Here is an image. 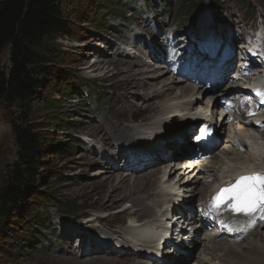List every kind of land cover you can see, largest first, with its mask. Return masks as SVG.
<instances>
[{"label":"rangeland","instance_id":"rangeland-1","mask_svg":"<svg viewBox=\"0 0 264 264\" xmlns=\"http://www.w3.org/2000/svg\"><path fill=\"white\" fill-rule=\"evenodd\" d=\"M187 1L188 0H74L72 4L65 7V10L69 11L74 8L72 10V16L74 18L71 19L70 22L71 34L68 37L58 36L53 41V44L58 49V53L61 54V57L64 58L63 61L57 65V69L61 70L63 74L61 83H68L67 89H64L67 94H65V96H60L57 93L47 94L58 99V102H55L54 110L48 112L37 111V113H31L29 117L31 122H40L43 126L40 128L41 133L49 131V137L58 144V149L49 155L51 165H49V167L47 166L49 168L47 173H54L53 177H51L53 181L47 183L48 180H50L47 178L49 175L47 174L45 181L38 189V191H40L38 196L40 195L42 200H45L43 202L44 204L39 203L36 204L39 206H35L39 214H41L42 210L44 211L42 213H45L47 221L44 224V228L43 226L41 227V224L32 223V232L29 234L26 232V235H24L23 223L26 222L27 216L24 215L25 213L23 214L22 212L21 214L19 212L21 217L19 215V217H16V212L15 217H13L14 223L9 226L5 225V227H1L3 232L0 235V264H47L49 254L56 252L57 247L63 248L62 251L66 254L72 253L74 249L77 257L85 250L80 249V251L78 249L79 246L83 248L86 247L85 253H91L89 251V242L92 240L88 237L78 238L80 235L78 234V236L75 233L71 234L69 227L73 228L77 233H82V231L84 232V230H86L85 233L93 237L105 236V238L112 241L114 245L118 244L117 241L122 240L123 235H120L121 237L115 235L109 230L102 228L95 220H91L90 214L94 213V210L89 207V204H85L86 201L84 199L75 197L73 193H76L82 184L98 181L102 182L105 180V178H102L103 174L99 173L100 170L104 169L103 164H101L104 157L109 161V166H113L114 172L111 173L112 175L117 174L118 171H116V168H120L122 170L121 173L134 171L133 175H129L128 173L127 176L132 177L130 178L131 182L135 181L133 177H136L135 171L138 170V167H136L137 160L134 162L130 160V163L133 162L134 164L129 166L130 163L128 165L126 158L128 156H131L133 159L136 158L138 154L143 151L142 148H140L142 143L136 142L138 144L134 147L133 143L135 142H127L131 145H126V142L110 140L108 133L113 134V132H109L105 129L106 122L107 120L113 121L115 118L114 116L123 108L131 112L137 108L144 107L146 105L145 103L151 101L147 100V102H144L145 96L150 95L155 90H160L165 82L169 83L174 78H176L174 79L176 81H181V83L177 84L178 86H188L191 92L185 94L180 92L176 93L175 91V94L170 97L161 99L160 97L162 96H160L152 100L156 105L161 107V109H176V112H173L180 114L176 115L177 117L175 116L173 120H170L168 116L169 113L166 111L165 113L148 112L145 115L154 118L153 123L157 122V124H153L151 127H148L149 125H140L141 123H132L129 125V123L123 122L125 126L129 125L134 128L131 134H136L134 135L136 139L156 134V141H159L166 135V138H168L172 133L181 130L187 126V123H190V121H198L196 118L205 117L211 112L210 121L215 124L220 132V135H217L219 141L214 144V153L216 152L221 159H223L222 156L232 157L230 154L234 153L235 150L244 158H250L252 156L250 147L242 148V150L229 147L222 149V146L227 143L229 146V139L231 140L229 130L232 124L228 123L227 119L221 118L218 113H216V109L220 106V99H218V104L215 106V109L211 106L213 100L216 98V94H220V98L224 91L219 88L217 91L207 90L204 92V90L207 89L205 87L197 94V89H195V87L194 89L192 88L196 85L194 81H192V79L186 81L178 79V74L170 69L168 60L172 61L175 59L173 55L180 56L182 53L189 52L191 48L195 50L194 55L198 53L201 57L203 55H210L212 52L210 46L215 44L218 47L221 39H223V47L225 46L231 52H234L233 57L237 62L239 60L238 51L244 46H241V44L245 42L246 38L258 34L264 41V0H201V4H203L201 6L199 5L200 7L197 12H195L194 18L193 16L190 18L186 16L187 13H185L184 9ZM189 1L192 2V0ZM203 29L204 31L202 33ZM196 38L200 41H197ZM175 40L179 41L177 42ZM216 41L218 43H216ZM156 49L158 54L155 58L152 52ZM7 56L8 47L0 54V65L3 69L7 67ZM118 57L124 58L123 60L134 62H137L140 58L143 59L144 63L131 66V74H137L138 72L155 74L157 71L160 73L161 70H164L163 66L168 67V71L164 72L158 78L159 83H157L154 88H150L147 91L139 90L138 92L135 91V88L129 90L128 98L137 103L135 107L129 106L127 102L125 103L127 100L122 97V85L121 89L118 87L115 88L121 83L120 81L123 80L124 76L127 77L124 72H121L119 76H113L116 77L114 79L111 78L113 70L110 63L102 64L96 71H92V69L89 68L95 60L102 58L115 60ZM260 65L261 67L263 66L261 63L257 64V66ZM152 69L155 70L152 71ZM235 69L234 67L230 69L227 75L233 73ZM261 69L264 70V68ZM256 70H259V68ZM213 78L216 79L215 77ZM260 78L264 80V75ZM227 79L230 81V78ZM196 99L202 107H207L208 110L194 111L193 109L189 110V107L185 108L183 106L184 102L189 100L195 101ZM181 111H183V113ZM51 114H53V116ZM18 116L19 110L17 109H12L6 114L0 112L1 122L7 126L0 138V187L3 185L4 178L12 164L18 158L15 157L17 149L11 127V121L17 120ZM50 116L61 119L65 127L54 128L49 120L51 118ZM187 117L190 118L187 119ZM89 125L92 127H99L96 135L93 136L84 129ZM194 135L193 130L190 137H187L191 144L196 137ZM254 135H257L258 141H260V139L262 141H260L262 146L258 153L260 156H263L264 134L263 136L259 134ZM185 142H187V140H185ZM157 143L158 142H152L151 145ZM121 145H123V147L118 149V146ZM181 151L182 149L176 146L174 149H169L164 155L168 156L172 154L178 156ZM224 151L230 154H223ZM112 152H115V156L117 155L118 159L116 158L115 160V157L109 156ZM155 159L154 157L152 162ZM200 160L197 162H200ZM209 160L212 161V157ZM169 161L171 160L167 162ZM171 162L172 164H170V166L161 171L159 177L163 176L165 169L168 171L169 168L173 167L176 171L171 175L173 178L169 183H171V185L176 183V188H173V191L181 196L188 191L180 188L183 186L189 187L190 185L188 186V183H184L183 181L178 182V177L183 176V171L186 168L184 165L189 163L179 164L180 160L177 161L176 159ZM6 163L10 164L9 167H6ZM143 163L146 164L145 161ZM153 165H157V163L152 164V166ZM215 166L217 169L219 165L212 164L211 169H214ZM146 168H144V171ZM161 187L164 188V186ZM177 187L179 189H177ZM138 195L145 196V193L139 192ZM162 197H154V199H162ZM144 201L146 203L151 202L149 199H145ZM124 207L129 208L130 203L124 202L122 208ZM194 209L195 205H193L192 208L193 212ZM117 210L118 209L103 211L102 215ZM178 212V210H175L173 214L175 215ZM162 213L163 210L160 209V213L159 215L157 213V217ZM173 220H175V218ZM178 220L179 223L184 221L181 218ZM261 233L263 234L262 229ZM21 234H23V240L18 237ZM69 234H71V236H69ZM191 234L196 236V241L201 237L199 233ZM124 236L126 235L124 234ZM123 241L126 242V240ZM97 242L98 240L92 241L95 247H97L95 244ZM22 243L24 244L23 248L20 246ZM84 243L87 244V246L84 245ZM168 243L167 246H170V241H168ZM195 243L193 244L195 246L190 256L186 259H178L179 261H183V264H193L200 248L199 244ZM171 247L175 249L174 246ZM140 258L145 259L143 256H140ZM138 262L147 264L141 260H138ZM165 262L168 263L169 261L165 260ZM153 264L157 263L154 262Z\"/></svg>","mask_w":264,"mask_h":264},{"label":"bare ground","instance_id":"bare-ground-1","mask_svg":"<svg viewBox=\"0 0 264 264\" xmlns=\"http://www.w3.org/2000/svg\"><path fill=\"white\" fill-rule=\"evenodd\" d=\"M203 31L204 29L202 30V33ZM222 41L223 39H221L218 47L215 44H212V46H210L214 52L215 57L219 54V49L223 47ZM241 48H244V50L240 52H248V49L245 46H242ZM152 53L153 56H155L156 58L158 54L157 49ZM186 53L194 56L195 50L191 48L190 51ZM123 59L121 57H118L115 60H110L108 58L98 59L95 60L94 63L89 66V68H91L92 71H96L100 68L102 64L110 63L112 65L113 70L111 73V78L114 79L116 77L113 76H119L121 72H124L127 77L124 76L123 80L120 81L121 83L118 84L120 86L117 85L115 88L118 87L119 89H121L122 85V97L127 100L125 101L124 99L125 103L127 102L129 106L135 107L137 103L132 100H129L128 98V92H130L129 90H133L135 88V91L138 92L139 90L147 91L150 88H154L156 84L159 83L158 78L164 72L168 71V67L163 66L164 70H161L160 73L157 71L155 72V74H146L140 72H138L137 74H131V66H133L134 64L144 63L143 59L140 58L139 60H137V62ZM209 61L210 63H213L214 59ZM243 63V60H239V66H241ZM228 64L229 62L225 63V65ZM210 67L214 66L211 65ZM223 67L224 65L222 66V69ZM171 68L172 66L170 65V69ZM258 68L259 70H257V73L254 74H258V76L256 77L260 78L264 75V72H262L263 69H261V66H259ZM154 70L155 69H152V71ZM219 72H221L219 77L226 76V69H223ZM234 73H236V69L233 71L232 75H234ZM196 75V72L195 74L188 73L186 74V76L181 77V75H179L177 78L182 81H186L188 78H192V76ZM229 77L231 78V74ZM246 77H250L249 73ZM174 79L169 83L165 82L160 90H155L150 95L145 96L144 102H147V100L151 101L145 103L146 105L144 107L137 108L136 110L131 112H128L126 108H123L114 116L115 121L107 120L106 122L105 129L109 132H113V134L108 133L110 140L116 142H126V145H131L127 142H135L133 143L134 147L138 144L136 142L142 143V146L140 147L143 150L140 152L141 154H143L142 156L138 155L134 159L131 156H128L126 158L128 165L131 162L130 160H133V162L137 160L136 167H138V170L135 171L136 177H133L135 181L131 182L130 178L132 177L127 176L128 173L129 175H133L134 171L121 173L122 170L120 168H116V171H118L117 174L112 175L111 173L114 172L113 166H109L110 163L107 158L102 157L103 160L101 161V164H103L104 169L100 170L99 173L103 174L102 178H105L106 181L104 180L102 182L98 181L90 182L84 185L82 184L78 188V191L76 193H73L75 197H81L82 199H84L86 201L85 204H89V207L94 210V213L90 214L91 220H95V222H98L102 228L109 230L115 235H123L122 240L117 241L118 244L114 245V243H112V241H110L108 238H105V236L93 237L92 235H88V233H85L86 230H84V232L82 231V233H77V231L69 227L71 234L75 233L77 235H80H78V238L88 237L92 241L98 240V242L95 243L97 247H95L91 241L89 242V251L91 253H85L86 247L83 248L79 246V250L85 249L82 252L83 254L80 253L79 257L76 256L74 249L72 250V253L70 252L69 254H66L63 253V248L57 247L56 252H52L51 254H49L47 264H141L138 262V260L146 262L147 264H153L154 262L157 264H183L184 262L179 261L178 259H186L188 256H190L195 246L193 244L196 241V236H193L191 233H199V228L193 227L199 224L198 222H196V220H199L198 217L195 218V215H193V205H195L194 212L199 211L200 216L202 214H209L212 212H218L224 215H228L232 218H236L238 216V213L232 212L228 209L226 205H222L218 210L213 209L211 207V198L214 197L222 187H226L224 185V182H228L229 185L234 184L236 182L237 179H232V175L239 174L240 172H243L247 167L256 165L257 162H260V160L262 161L264 159V157L260 156L258 153L259 149L262 146V141L261 139V142L258 141V138L256 137L257 135L252 136L249 130H237L239 131L237 132L235 128L231 132L233 133V138L243 136V138L251 144L250 152L252 153V156L250 158L242 157L241 155H239V153H237L238 151L236 152L235 150V152L231 154L229 152L224 151L223 154L228 153L232 155V157L222 156L223 159H221L220 157H218V154L216 152L214 153L213 148L215 147L214 143H212V146H210L211 153L209 154V156L213 155V160L209 161V163L211 162L209 165L195 164L194 167L184 165L186 167L183 171L184 177L179 176L178 182L183 181L184 183H188V186H190H180V189L186 190L188 192L179 196L175 193V191H173V188H176V183H174V185H171V183H169V181L173 178L171 177V175H173L176 170L172 167L169 168L168 171L165 169L162 177H159V174L162 170H164V168L170 166V164H172L171 161L174 159L178 161L181 157L185 156L189 157L185 159H195L198 156H195L193 152L187 151H184L183 154H181L180 152L178 156H174L172 154L168 156L164 155L168 152L169 149H174L176 146H179L183 150L187 149V147L192 145L191 143H189L187 138L190 137L192 131V129H190V127L188 126L189 123H187V126L182 128L181 130L172 133L170 136H168V138H166V135L163 139L159 141H156V134H153V136H147L145 138L141 137L140 139H136L134 137V135L136 134H131L134 128L130 127L129 125L132 123H141L140 125L146 126L149 125L148 127L153 126V124H157V122L153 123L154 118L145 115L148 112L165 113L166 111L169 113L168 116L170 117V120H173L176 115L180 114L174 113L176 112V109H161V107L156 105L152 100L160 96H162L160 97L161 99L165 97H170L171 95L175 94V91L176 93L180 92L185 94L191 92V89L188 86H178L177 84L181 83V81H176ZM230 83L232 85L236 84V80H230ZM194 87L198 91L196 92L197 94H199L200 90L204 88L203 86H193L192 88L194 89ZM207 90L208 89H205L204 92ZM225 94L226 92L223 93V95ZM219 95L220 94H216V98L213 100V104L211 106L213 109H215V106L218 104L217 102L219 99ZM183 106L185 108L189 107V110L193 109L194 111L208 110L207 107H202L198 103L197 99L195 101H186L184 102ZM181 112L183 113V111ZM188 118L190 117H187V119ZM204 119H211L210 114L206 115ZM259 119H264V115L261 116ZM242 120L245 121L246 119L243 118ZM123 122L129 123V125L125 126ZM204 122L205 121L203 119H200L199 125ZM247 125L251 126V123H248ZM245 127L247 128V126ZM6 128L7 126L1 123L0 138ZM84 129L94 136L98 132L99 127H92L91 125H89L86 126ZM214 131L218 136L220 135V132L217 129H214ZM236 132L238 133L237 135ZM258 133L263 136L264 130ZM180 140L182 141L181 144H179ZM185 140H187V142H185ZM152 142L158 143L155 145H151ZM238 143L243 144L241 143V141H238ZM227 144L222 146V149L228 147ZM120 147L122 148L123 145L118 146V149ZM208 152L209 150L205 151V153ZM110 155L111 157H115V160L116 158L118 159V156H115V152L110 153L109 156ZM171 155L174 157H172ZM154 157L156 159L152 162V159ZM168 160L171 161L167 162ZM144 161L146 162V164L143 163ZM133 162L130 163L129 166H132L134 164ZM156 163L157 165L152 166V164ZM181 163L185 162H179V164ZM212 164L219 166L217 167V169L216 166L214 167V169H211ZM144 168H146V170H152L144 171ZM190 176H192V178H189ZM205 179L207 182H203ZM161 186H164V188H162ZM177 189L179 188L177 187ZM139 192H144L145 196L138 195ZM167 195H169L168 198H170V200H166ZM154 197H162V199H154ZM145 199H149L151 200V202L146 203L144 201ZM124 202L130 203V207L122 208V204H124ZM113 209L118 210L108 212L106 215H102L103 211H109ZM160 209L163 210V213L159 216V218L167 224L165 232L163 233H160L161 229L157 228L156 231L155 228L159 225V221L156 218H158L157 213L159 215ZM175 210H178L179 212L174 215L173 213L175 212ZM174 218L175 220H173ZM180 218L186 219L187 222H185V225L181 226L177 222V220ZM192 222L197 224H193ZM263 226L264 222L262 224H258L253 231L249 232L242 239V235L236 236L229 240L222 236H213L208 238L207 235L203 234V236L198 238L195 243L199 244L200 248L197 252V257L194 259L193 264H264ZM261 229L263 231V234L261 233ZM189 233L191 235H189ZM71 234H69V236H71ZM124 234L126 236H124ZM157 234L158 241L156 243L155 239L157 237ZM123 240H126V242ZM167 241H170V246H167ZM158 243H160V247ZM84 245L87 246V244L85 243ZM153 245L158 246L154 247ZM171 246H174L175 249H173ZM140 256H143L145 259L140 258ZM165 260H168L169 262L167 263L165 262Z\"/></svg>","mask_w":264,"mask_h":264},{"label":"trees","instance_id":"trees-1","mask_svg":"<svg viewBox=\"0 0 264 264\" xmlns=\"http://www.w3.org/2000/svg\"><path fill=\"white\" fill-rule=\"evenodd\" d=\"M73 1L0 0V54L8 47L7 67L3 69L0 65V112L19 110L11 127L16 149L20 152L0 187V235L2 226L14 223L16 212V217H21L19 212L27 216L23 223L24 235L32 232V223L44 228L47 221L44 211L39 214L35 206L45 201L38 196V189L47 174L50 179L47 183L53 181L54 173H47L51 165L49 155L58 149V144L49 137V131L41 133L40 122H31L29 117L37 111L54 110L58 99L47 94H67L64 89L68 83H61L63 74L57 69L64 58L53 41L58 36L71 34L74 8L69 11L65 7ZM186 3V16L194 18L201 0ZM52 116L49 120L54 128L65 127L61 119ZM22 235L18 236L21 240L24 239ZM23 245L20 244L22 248Z\"/></svg>","mask_w":264,"mask_h":264},{"label":"snow or ice","instance_id":"snow-or-ice-1","mask_svg":"<svg viewBox=\"0 0 264 264\" xmlns=\"http://www.w3.org/2000/svg\"><path fill=\"white\" fill-rule=\"evenodd\" d=\"M222 205L249 217L250 222L257 215L264 217V172L242 175L234 184L222 187L211 198V207L218 210Z\"/></svg>","mask_w":264,"mask_h":264},{"label":"water","instance_id":"water-1","mask_svg":"<svg viewBox=\"0 0 264 264\" xmlns=\"http://www.w3.org/2000/svg\"><path fill=\"white\" fill-rule=\"evenodd\" d=\"M203 4V3H202ZM201 3L199 4L200 6L202 5ZM1 120H0V129H1ZM20 152L16 150L15 157H19ZM10 164L6 163V167H9Z\"/></svg>","mask_w":264,"mask_h":264}]
</instances>
